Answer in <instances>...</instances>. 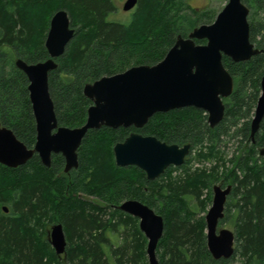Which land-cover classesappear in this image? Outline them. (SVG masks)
I'll return each instance as SVG.
<instances>
[{
	"label": "trees",
	"instance_id": "16d2710c",
	"mask_svg": "<svg viewBox=\"0 0 264 264\" xmlns=\"http://www.w3.org/2000/svg\"><path fill=\"white\" fill-rule=\"evenodd\" d=\"M243 2L250 10V42L264 50V0ZM58 9L67 10L75 33L55 58L48 85L58 125L67 127L86 120L92 103L83 94L86 83L133 65L155 64L178 35L211 23L216 12L187 0H137L129 20L119 21L109 18L117 10L113 0H0V123L29 148L36 130L28 79L14 61L48 58L44 40ZM222 62L234 88L223 98L225 114L215 127L204 110L184 107L157 112L142 128L89 130L77 150L78 167L69 172L61 154H52L49 167L36 153L16 168L0 164V264H147L138 219L117 208L125 199H137L163 217L159 264H264V157L259 155L264 118L250 136L264 51L240 62L223 56ZM132 131L168 144L188 143L190 152L182 165L149 180L134 165L115 164L114 144ZM215 184L231 185L219 221L233 225L235 240L232 256L218 260L207 248L203 214ZM54 223L63 225L72 245L66 258L56 256L47 240Z\"/></svg>",
	"mask_w": 264,
	"mask_h": 264
},
{
	"label": "water",
	"instance_id": "95a60500",
	"mask_svg": "<svg viewBox=\"0 0 264 264\" xmlns=\"http://www.w3.org/2000/svg\"><path fill=\"white\" fill-rule=\"evenodd\" d=\"M137 0H125L122 9L129 11ZM249 7L243 0H228L208 24L194 27L186 37L178 35L165 56L155 64L133 65L121 72L101 76L83 87V94L91 100L85 122L77 127L58 125L54 103L49 91L48 75L56 69L55 58L63 55L73 38L75 29L67 10L58 9L49 21L44 46L48 58L28 63L16 58L15 66L28 79V92L35 120L36 139L27 147L13 131L0 123V164L10 168L24 165L35 153L41 163L49 167L52 154L64 158V172L78 167L77 150L91 129L142 128L157 112H169L184 107H196L207 114L210 127L224 117L223 98L234 88L233 78L223 65V56L234 62L247 61L263 52L249 39ZM205 40L196 43L195 40ZM261 92L250 122L253 139L264 118V75ZM190 152V144H168L153 135L130 132L113 146L115 164L134 165L154 180L170 166H180ZM264 157V147L259 149ZM231 185L212 187V202L205 214L206 242L213 259L229 258L234 252V232L217 230L224 215ZM117 208L138 219V227L146 238L148 264H159L156 248L164 233V219L151 207L137 199H125ZM7 212V208L4 207ZM49 241L57 255L65 253L66 237L61 223H54L48 231Z\"/></svg>",
	"mask_w": 264,
	"mask_h": 264
},
{
	"label": "rangeland",
	"instance_id": "374dc122",
	"mask_svg": "<svg viewBox=\"0 0 264 264\" xmlns=\"http://www.w3.org/2000/svg\"><path fill=\"white\" fill-rule=\"evenodd\" d=\"M113 1H114L115 5L117 7V10L114 13H111L109 15V18L115 19V20H119V21H128L129 18L131 17V13H132L133 9H131L129 11H124L122 9V5H123V3H124L125 0H113ZM227 1L228 0H187V2L191 6L196 7V8H199V9H202V8H205V7H207V8L212 7L216 11L215 12V16L223 8V6L227 3ZM226 150L229 151V153L231 154L232 151L234 150V145L231 146L229 144V146L226 148ZM205 164L207 165L208 163H205ZM179 172L180 171L176 170V171H174L173 174L174 175H177ZM212 196H213V192H212ZM227 199H228V196H227ZM227 199H226V201H227ZM225 204H226V202H225ZM210 205L207 206L206 211L203 213L204 215L206 214V212H207L208 208L210 207ZM50 225L48 226V228L50 227ZM221 228H227V229H230V230H232L234 232L233 225L229 221H225V222L219 221L218 226H217V230H219ZM68 243L70 244L69 240L67 239V244ZM70 246L72 247L71 244H70ZM44 249H45L46 252H48L47 253L48 254L47 255L48 258H52L51 249H52V251H54V249L52 247H51V249H47L45 246H44ZM235 263H236L235 260H233V261H231L228 264H235ZM147 264H148V262H147Z\"/></svg>",
	"mask_w": 264,
	"mask_h": 264
},
{
	"label": "flooded vegetation",
	"instance_id": "af4514ba",
	"mask_svg": "<svg viewBox=\"0 0 264 264\" xmlns=\"http://www.w3.org/2000/svg\"><path fill=\"white\" fill-rule=\"evenodd\" d=\"M227 186V185H226ZM226 186H222V187H226ZM230 194V193H229ZM51 226V225H50ZM63 226V225H62ZM49 229H50V227L48 228V230H47V240L49 241V238H48V231H49ZM63 230H64V228H63ZM65 232V231H64ZM65 237L67 238V236H66V234H65ZM49 243H50V241H49ZM50 245H51V243H50ZM51 247H52V245H51ZM70 247V245H69V243L67 244V239H66V248H65V253L64 254H61V255H57L60 259H62V258H66V255H67V249ZM53 248V247H52ZM55 252V251H54Z\"/></svg>",
	"mask_w": 264,
	"mask_h": 264
}]
</instances>
